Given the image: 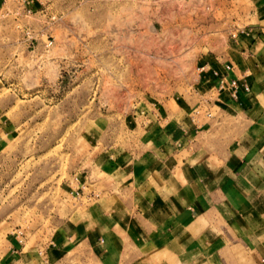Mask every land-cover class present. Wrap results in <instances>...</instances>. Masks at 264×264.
Masks as SVG:
<instances>
[{
    "label": "rangeland",
    "instance_id": "rangeland-1",
    "mask_svg": "<svg viewBox=\"0 0 264 264\" xmlns=\"http://www.w3.org/2000/svg\"><path fill=\"white\" fill-rule=\"evenodd\" d=\"M256 22L252 0H0V247L20 230L43 252L59 227L120 208L110 162L165 159V129L187 158L264 146V93L256 119L197 70L233 61Z\"/></svg>",
    "mask_w": 264,
    "mask_h": 264
},
{
    "label": "crops",
    "instance_id": "crops-1",
    "mask_svg": "<svg viewBox=\"0 0 264 264\" xmlns=\"http://www.w3.org/2000/svg\"><path fill=\"white\" fill-rule=\"evenodd\" d=\"M252 1L257 22L236 40L237 56L211 61L202 74L222 106L256 117L264 93V0ZM225 63L233 65L228 77L240 85L236 99L218 90L211 74ZM178 133L164 130L169 155L149 167L135 166L128 156L110 162L120 208L98 205L90 220L59 227L43 252L15 237L14 245L0 247V264H264V146L234 148L225 161L204 153L193 159L187 158L191 146L176 142ZM155 135L162 141L161 128ZM151 176L164 191L154 189Z\"/></svg>",
    "mask_w": 264,
    "mask_h": 264
},
{
    "label": "built area",
    "instance_id": "built-area-1",
    "mask_svg": "<svg viewBox=\"0 0 264 264\" xmlns=\"http://www.w3.org/2000/svg\"><path fill=\"white\" fill-rule=\"evenodd\" d=\"M26 0H22V3H24ZM28 13L32 12L30 9L27 10ZM55 17L51 16V19L53 20ZM49 45V43H48ZM233 65L229 63H225L222 66V70H218L216 68H211V74L214 78L217 79V89L222 90V89H228L230 92L231 98L236 99L238 90L240 88L239 82L237 78H229L228 74L233 72ZM208 69V64H203L200 67L197 68L199 73L204 72L205 70ZM243 90L246 93H249L250 87L246 84L243 85ZM17 232V237H18V242L22 243L24 240V235L23 232L20 230H16Z\"/></svg>",
    "mask_w": 264,
    "mask_h": 264
}]
</instances>
